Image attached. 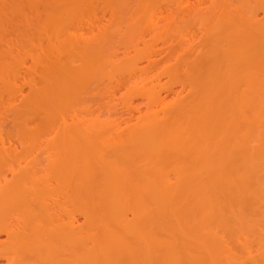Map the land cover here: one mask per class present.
I'll list each match as a JSON object with an SVG mask.
<instances>
[{
    "label": "bare ground",
    "instance_id": "6f19581e",
    "mask_svg": "<svg viewBox=\"0 0 264 264\" xmlns=\"http://www.w3.org/2000/svg\"><path fill=\"white\" fill-rule=\"evenodd\" d=\"M188 2L0 0V264H264V0Z\"/></svg>",
    "mask_w": 264,
    "mask_h": 264
},
{
    "label": "rangeland",
    "instance_id": "374dc122",
    "mask_svg": "<svg viewBox=\"0 0 264 264\" xmlns=\"http://www.w3.org/2000/svg\"><path fill=\"white\" fill-rule=\"evenodd\" d=\"M188 4L189 6H194L198 4V0H188ZM167 14V11L164 10L163 15ZM160 24H163L164 21L160 20L159 21ZM170 42L167 41H162V40H158L155 43V54H154V59L159 62L160 64H164L165 62L170 63V64H174L175 63V59L171 58L170 55H168V51L170 49ZM146 61H140V65H145ZM167 80L168 78L165 75L161 76V81L162 83H164V87L161 90V95L163 97H170L172 95L175 94V92L177 90H179V85L173 86L169 89H167ZM116 95L113 96L114 99V110L117 113V117L119 118V120L122 119H132L134 120L133 115H138L140 109H142V111L146 110V106L145 104L142 102V100H136L134 105L132 107H127L123 104V97L121 95L120 90H116Z\"/></svg>",
    "mask_w": 264,
    "mask_h": 264
}]
</instances>
